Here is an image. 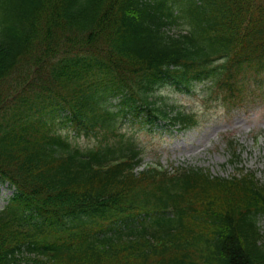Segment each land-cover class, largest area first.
<instances>
[{
	"label": "trees",
	"instance_id": "1",
	"mask_svg": "<svg viewBox=\"0 0 264 264\" xmlns=\"http://www.w3.org/2000/svg\"><path fill=\"white\" fill-rule=\"evenodd\" d=\"M258 102L264 0H0V264H264V183L236 141L229 176L139 170L129 132Z\"/></svg>",
	"mask_w": 264,
	"mask_h": 264
},
{
	"label": "rangeland",
	"instance_id": "2",
	"mask_svg": "<svg viewBox=\"0 0 264 264\" xmlns=\"http://www.w3.org/2000/svg\"><path fill=\"white\" fill-rule=\"evenodd\" d=\"M169 103L181 107H201L196 95H185L174 89L164 93ZM203 122L198 129L185 132L156 128H129L144 151L140 170L147 166L161 164L167 169L177 166H195L208 169L214 175L227 176L233 167L226 165L229 158L225 137L234 138L240 144L241 162L247 170L254 171L264 182V103L251 104L247 109L228 111L213 107L203 113ZM73 134V132H72ZM81 137L82 143H86ZM12 192L0 183V210L7 203ZM264 226V219H261Z\"/></svg>",
	"mask_w": 264,
	"mask_h": 264
}]
</instances>
